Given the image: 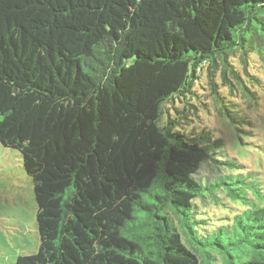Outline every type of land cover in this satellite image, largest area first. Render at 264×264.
Segmentation results:
<instances>
[{
    "label": "trees",
    "instance_id": "trees-1",
    "mask_svg": "<svg viewBox=\"0 0 264 264\" xmlns=\"http://www.w3.org/2000/svg\"><path fill=\"white\" fill-rule=\"evenodd\" d=\"M255 64L264 0H0V145L39 235L16 264H264L262 181L189 102L206 82L245 132L218 89L256 102Z\"/></svg>",
    "mask_w": 264,
    "mask_h": 264
},
{
    "label": "rangeland",
    "instance_id": "rangeland-1",
    "mask_svg": "<svg viewBox=\"0 0 264 264\" xmlns=\"http://www.w3.org/2000/svg\"><path fill=\"white\" fill-rule=\"evenodd\" d=\"M255 65L250 73L259 83L251 88L256 102H249L238 93L229 94L225 88L218 89L225 100L224 104L234 107L243 117L245 132L237 131L219 116L213 98L208 96L209 86L206 82L204 88L197 89L202 94L199 98L201 102L192 99L189 102L197 105V116L200 115L198 119L191 116L195 125L197 122L201 127H209L217 137L224 139L227 155L239 159L241 169L256 173L264 188V69ZM166 107L169 108L168 112H174L172 104ZM194 109L191 106L190 112ZM235 135L245 139L239 143ZM222 202L225 207H232L230 202ZM221 208L217 207V211H221ZM36 212L33 182L26 176L19 154L0 145V264H16L19 256L31 255L38 250Z\"/></svg>",
    "mask_w": 264,
    "mask_h": 264
}]
</instances>
